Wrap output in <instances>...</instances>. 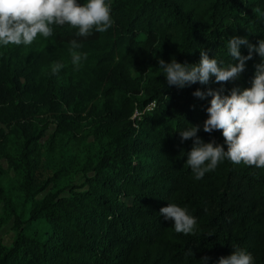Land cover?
<instances>
[{
	"label": "trees",
	"instance_id": "1",
	"mask_svg": "<svg viewBox=\"0 0 264 264\" xmlns=\"http://www.w3.org/2000/svg\"><path fill=\"white\" fill-rule=\"evenodd\" d=\"M263 58L264 0H0V264H264Z\"/></svg>",
	"mask_w": 264,
	"mask_h": 264
},
{
	"label": "rangeland",
	"instance_id": "2",
	"mask_svg": "<svg viewBox=\"0 0 264 264\" xmlns=\"http://www.w3.org/2000/svg\"><path fill=\"white\" fill-rule=\"evenodd\" d=\"M262 62H264V58L262 59ZM66 69L69 71H74L76 72L77 68L76 65L74 63H67L65 65ZM225 76L228 79V82L230 83V87L232 89V95L230 96H223L222 100L225 102V105H231L233 104L234 107H238V100L241 98H245L243 95V90H242V85L240 83L237 82V74L236 72L232 69L229 68L227 70L224 71ZM3 128L0 125V129ZM53 127L49 126L48 130H47V134L49 135L50 133H52ZM4 132L6 133L7 130H4ZM0 168L1 170L5 173L4 176H1L0 181L2 183V185L4 186V192L5 195L11 200L13 205L18 204V201L20 200L19 198V194L16 191V184L13 180V172H11L8 169V165L5 162V160H0ZM74 183H79L81 182V173L77 172L75 174L74 177ZM3 216V204L0 203V218ZM13 238V233L11 231V222L6 223L5 225H3L0 229V240L5 244V245H9L12 241Z\"/></svg>",
	"mask_w": 264,
	"mask_h": 264
}]
</instances>
